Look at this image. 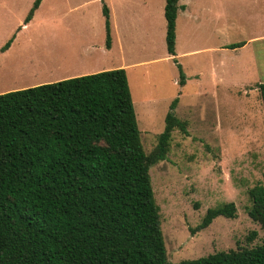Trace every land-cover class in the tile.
Here are the masks:
<instances>
[{
  "label": "rangeland",
  "instance_id": "rangeland-1",
  "mask_svg": "<svg viewBox=\"0 0 264 264\" xmlns=\"http://www.w3.org/2000/svg\"><path fill=\"white\" fill-rule=\"evenodd\" d=\"M34 1L0 0V93L126 68L148 153L179 97L188 133L176 129L167 159L151 167L169 260L262 243L249 190L264 183V0H180L178 62L167 50L165 0H43L24 26ZM226 202L236 203L237 216L199 230L207 210Z\"/></svg>",
  "mask_w": 264,
  "mask_h": 264
},
{
  "label": "trees",
  "instance_id": "trees-1",
  "mask_svg": "<svg viewBox=\"0 0 264 264\" xmlns=\"http://www.w3.org/2000/svg\"><path fill=\"white\" fill-rule=\"evenodd\" d=\"M165 1L167 50L178 62L177 19L184 6ZM42 2L34 1L25 24ZM103 14L111 49L106 3ZM179 69L184 86L187 74L180 63ZM258 89L264 105V83ZM178 102L172 101L148 153L126 68L0 93V264H264V239L253 247L169 260L151 167L167 159L176 129L188 133ZM249 195V214L264 229V183ZM221 215L235 218L236 203L209 208L198 229Z\"/></svg>",
  "mask_w": 264,
  "mask_h": 264
},
{
  "label": "crops",
  "instance_id": "crops-1",
  "mask_svg": "<svg viewBox=\"0 0 264 264\" xmlns=\"http://www.w3.org/2000/svg\"><path fill=\"white\" fill-rule=\"evenodd\" d=\"M182 5V4H181ZM184 6V5H183ZM184 8V7H183ZM182 9V8H181ZM179 16V15H178ZM24 26H26V24H24ZM172 57H174V56H172ZM177 57H178V53H177ZM96 73V72H95ZM79 76H81V75H79ZM76 77V76H75ZM60 80H62V79H60ZM178 106V105H177ZM262 106H263V111H264V105H263V102H262Z\"/></svg>",
  "mask_w": 264,
  "mask_h": 264
}]
</instances>
